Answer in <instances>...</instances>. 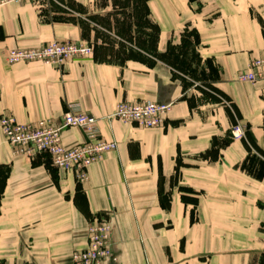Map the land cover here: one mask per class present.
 Masks as SVG:
<instances>
[{"label":"crops","instance_id":"crops-1","mask_svg":"<svg viewBox=\"0 0 264 264\" xmlns=\"http://www.w3.org/2000/svg\"><path fill=\"white\" fill-rule=\"evenodd\" d=\"M186 30L197 32L200 65L209 63L208 83L228 104L192 99L159 59L182 45ZM55 41L94 52L63 67L7 62L9 50ZM261 58L264 0L0 7V119L59 123L78 105L117 143L80 183L48 155H15L0 127V264H71L94 217L113 226L114 264H264V168L250 164L251 148L264 153V97L260 85L238 81ZM143 102L172 105L162 128L110 118L121 103ZM236 124L241 140L231 136ZM62 140L72 148L86 137L72 128Z\"/></svg>","mask_w":264,"mask_h":264},{"label":"built area","instance_id":"built-area-1","mask_svg":"<svg viewBox=\"0 0 264 264\" xmlns=\"http://www.w3.org/2000/svg\"><path fill=\"white\" fill-rule=\"evenodd\" d=\"M39 0H0V7L9 4L38 2ZM93 48L86 43L51 42L40 48L12 49L7 53L9 65L42 63L63 67L71 61L92 57ZM238 81L261 86L264 97V58L250 62L247 70L238 76ZM172 105H160L154 102L121 103L110 117L124 124L137 125L143 129L162 128ZM0 127L7 142L13 147L15 155L34 158L48 155L52 165L63 172H74L80 183L87 181L89 169L103 156L117 150L116 142L101 137L98 120L80 111L78 105H71L61 121L40 120L22 124L12 116H3ZM81 129L86 137L83 144L67 148L63 144L62 134L67 129ZM232 137L241 140L245 129L237 125ZM87 245L73 254L71 264H114L113 226L110 222L94 217L89 223Z\"/></svg>","mask_w":264,"mask_h":264},{"label":"rangeland","instance_id":"rangeland-1","mask_svg":"<svg viewBox=\"0 0 264 264\" xmlns=\"http://www.w3.org/2000/svg\"><path fill=\"white\" fill-rule=\"evenodd\" d=\"M183 40V45L177 47L174 46V53L175 55H183L185 59V67L181 69L182 71L175 72H177V74L179 73L178 76L183 78L186 90L188 92L187 95H189L192 99L198 97L199 99L212 100L216 98L226 104V100L217 94L215 92V88L208 83L209 77L207 70L211 67L209 63H206L205 66L200 65V61L197 58L198 55L195 50L197 43L195 36L187 34ZM139 46L142 47V43H139ZM237 125L238 124L234 125L231 129V136L232 131ZM251 153L250 164L254 165V167L258 169L264 168V153L257 148H251Z\"/></svg>","mask_w":264,"mask_h":264},{"label":"trees","instance_id":"trees-1","mask_svg":"<svg viewBox=\"0 0 264 264\" xmlns=\"http://www.w3.org/2000/svg\"><path fill=\"white\" fill-rule=\"evenodd\" d=\"M138 1L140 5H142L141 7H144L146 9L148 0H138ZM157 32H159V29L157 30ZM187 34H191L192 36L194 35L198 41V34L195 30H191V31L186 30L184 37L187 36ZM183 44H184V40H183L182 45ZM159 59L167 63L169 66H171L174 71L180 72L182 71L181 69L185 67V59L183 55L182 56H180L179 54L175 55L174 47H170L167 53L159 55ZM215 92L219 94L223 99H225L227 104L229 103V101L224 97L223 94L217 92L216 90ZM229 108H231L230 105H229Z\"/></svg>","mask_w":264,"mask_h":264}]
</instances>
